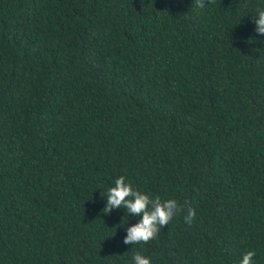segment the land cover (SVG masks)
Wrapping results in <instances>:
<instances>
[{
    "label": "trees",
    "instance_id": "trees-1",
    "mask_svg": "<svg viewBox=\"0 0 264 264\" xmlns=\"http://www.w3.org/2000/svg\"><path fill=\"white\" fill-rule=\"evenodd\" d=\"M205 6L0 0V264H264V0ZM122 175L183 208L147 244Z\"/></svg>",
    "mask_w": 264,
    "mask_h": 264
},
{
    "label": "clouds",
    "instance_id": "clouds-1",
    "mask_svg": "<svg viewBox=\"0 0 264 264\" xmlns=\"http://www.w3.org/2000/svg\"><path fill=\"white\" fill-rule=\"evenodd\" d=\"M208 3L210 4L211 0H208ZM194 5L201 9L206 7L205 0H194ZM252 19L256 25L255 32L264 35V10H258L257 15ZM106 201L103 212L107 215L114 209H126L129 215L140 217L135 225L127 227V235L123 241L125 245L147 244L183 211L177 200H162L159 196L153 198L151 194L135 189L123 175L115 180L113 187L109 188ZM195 216V210L189 207L184 217L185 223L191 225ZM255 255L254 251H248L243 255L240 264H253ZM132 264H151V260L137 252L132 257Z\"/></svg>",
    "mask_w": 264,
    "mask_h": 264
}]
</instances>
